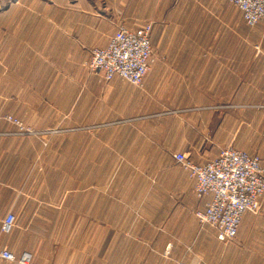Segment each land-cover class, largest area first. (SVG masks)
Returning <instances> with one entry per match:
<instances>
[{
    "label": "crops",
    "instance_id": "crops-1",
    "mask_svg": "<svg viewBox=\"0 0 264 264\" xmlns=\"http://www.w3.org/2000/svg\"><path fill=\"white\" fill-rule=\"evenodd\" d=\"M147 20L139 86L87 69L119 25ZM262 31L228 0H0V113L57 129L42 146L0 119V225L16 216L0 249L41 264H264V198L219 241L194 215L211 195L172 155L202 163L232 145L264 167Z\"/></svg>",
    "mask_w": 264,
    "mask_h": 264
},
{
    "label": "built area",
    "instance_id": "built-area-1",
    "mask_svg": "<svg viewBox=\"0 0 264 264\" xmlns=\"http://www.w3.org/2000/svg\"><path fill=\"white\" fill-rule=\"evenodd\" d=\"M228 1L241 10L248 25L261 22L264 37V0ZM152 25L151 21L140 23L133 29L119 25L106 46L91 49L87 69L100 72L105 80L119 76L139 86L152 60ZM0 119L13 125L17 134L34 133L31 127L14 115L0 114ZM172 155L194 180L195 195H211L203 209H195L194 215L201 225L207 224L214 229L219 241H228L236 235L243 213L260 210L264 198V167L258 155H251L232 145L220 148L215 157L202 163L191 161L183 152ZM15 221V214L7 212L1 221V231L10 232ZM0 259L16 264H41L28 251L15 257L7 248L0 249Z\"/></svg>",
    "mask_w": 264,
    "mask_h": 264
},
{
    "label": "rangeland",
    "instance_id": "rangeland-1",
    "mask_svg": "<svg viewBox=\"0 0 264 264\" xmlns=\"http://www.w3.org/2000/svg\"><path fill=\"white\" fill-rule=\"evenodd\" d=\"M147 21H151V20H147ZM152 24H153V21H151ZM1 114V113H0ZM7 114V113H6ZM3 115V114H2ZM12 115V114H11ZM15 116V115H14ZM17 117V116H16ZM18 118V117H17ZM20 119V118H18ZM3 120V119H1ZM21 120V119H20ZM5 121V120H4ZM22 121V120H21ZM7 122V121H6ZM23 122V121H22ZM9 123V122H8ZM25 125L31 127V129L34 130V133L32 134H20V135H29V136H32V137H35L37 138L41 145L44 146L46 145L47 143V139L46 138H43V137H48L49 135H52L54 134L57 129H54V128H50V129H36V128H33L32 126L26 124L25 122H23ZM10 124V123H9ZM13 126V125H12ZM15 131H16V128H15ZM39 166H42L41 164L38 165ZM127 166V167H126ZM106 168H108L107 170L109 171H117V170H134V171H147V172H156V169H154V166L153 165H140V164H134V165H118V164H115V165H106V164H100L99 165V170H105Z\"/></svg>",
    "mask_w": 264,
    "mask_h": 264
}]
</instances>
